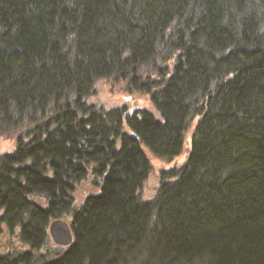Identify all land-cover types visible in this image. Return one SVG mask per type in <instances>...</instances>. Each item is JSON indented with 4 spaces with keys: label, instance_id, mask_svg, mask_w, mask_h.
Masks as SVG:
<instances>
[{
    "label": "trees",
    "instance_id": "obj_1",
    "mask_svg": "<svg viewBox=\"0 0 264 264\" xmlns=\"http://www.w3.org/2000/svg\"><path fill=\"white\" fill-rule=\"evenodd\" d=\"M0 135V264H264V0H0Z\"/></svg>",
    "mask_w": 264,
    "mask_h": 264
},
{
    "label": "rangeland",
    "instance_id": "obj_2",
    "mask_svg": "<svg viewBox=\"0 0 264 264\" xmlns=\"http://www.w3.org/2000/svg\"><path fill=\"white\" fill-rule=\"evenodd\" d=\"M88 103L102 106L106 109L114 108V107H123L125 106V110L130 114L131 112H134L137 109H147L149 111H153V107L146 95L143 94H132L129 92H124L120 90L118 85L113 84L112 82L101 79L98 80L94 84V89L92 94L88 97ZM193 124V123H192ZM192 128V126H191ZM191 128L187 131L185 135V143L182 152L177 155L175 158H173L170 161L167 160H157L153 159L151 161V171L148 174V177L144 181L142 188L140 190V195L143 200L150 199L153 194L155 193V190L158 186L159 182V171L160 169H165L170 166H178L184 162V160L187 157V150L190 145V132ZM14 147V141L12 138H9L4 135H0V154L9 152ZM87 188L83 186L79 189L77 193V197H80L84 192H86ZM62 219V218H60ZM49 222V225L52 221ZM63 220V219H62ZM64 220L68 221V218H64ZM48 225V230H49ZM69 225V224H68ZM49 232V231H48ZM49 234V233H48ZM50 246L55 248H64L65 246L56 244L52 238L50 237Z\"/></svg>",
    "mask_w": 264,
    "mask_h": 264
},
{
    "label": "water",
    "instance_id": "obj_3",
    "mask_svg": "<svg viewBox=\"0 0 264 264\" xmlns=\"http://www.w3.org/2000/svg\"><path fill=\"white\" fill-rule=\"evenodd\" d=\"M48 231L52 240L58 245L67 246L72 241L69 225L62 219H55L52 221Z\"/></svg>",
    "mask_w": 264,
    "mask_h": 264
},
{
    "label": "bare ground",
    "instance_id": "obj_4",
    "mask_svg": "<svg viewBox=\"0 0 264 264\" xmlns=\"http://www.w3.org/2000/svg\"><path fill=\"white\" fill-rule=\"evenodd\" d=\"M64 220V219H63ZM64 221H66L68 224H69V220L67 221V220H64Z\"/></svg>",
    "mask_w": 264,
    "mask_h": 264
}]
</instances>
